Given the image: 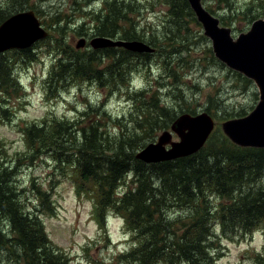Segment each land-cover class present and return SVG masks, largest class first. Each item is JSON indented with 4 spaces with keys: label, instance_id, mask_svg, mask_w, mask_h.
I'll return each mask as SVG.
<instances>
[{
    "label": "trees",
    "instance_id": "16d2710c",
    "mask_svg": "<svg viewBox=\"0 0 264 264\" xmlns=\"http://www.w3.org/2000/svg\"><path fill=\"white\" fill-rule=\"evenodd\" d=\"M31 1L8 0L5 10L0 6V25L23 11L40 14ZM162 1L167 22L160 32L151 29L147 36L133 30L132 16L143 10L138 0H104L101 12L92 15L88 23L94 36L124 41L151 38L149 44L164 60L159 62L164 81L158 82L157 91L151 84L144 91L132 92L131 80L139 71L134 63L139 61L136 54L118 48L81 53L67 43L64 29L72 28L69 18L53 20L49 28L53 60L44 87L47 98L51 96L48 93L84 81L110 85L114 94L125 89L133 110L119 119L111 117L104 104L88 103V110L75 120L46 118L39 124H26L21 131L30 160L46 153L58 168L76 171L71 177L76 192L91 200L101 229H106L109 213L124 220L131 249L121 254V264H219L223 237L245 238L264 231V186L258 188L264 177V149L238 146L215 133L194 155L156 164L137 159V154L178 118V112H171L159 93L171 77L164 71L183 52H190L196 43L191 25L200 26L188 0ZM233 2L223 3L231 9ZM58 25L63 26L62 34L53 28ZM161 40L176 44L164 46ZM144 56L147 65L153 55ZM18 67L17 58L0 55L3 116L13 95L23 90ZM175 78L178 80V75ZM187 113L196 115L191 110ZM21 166L16 163L9 170L0 162V257L7 254L6 260L21 264H71L69 255L50 240L42 220L41 215L55 213L51 195L43 194L33 179L38 204L32 208L25 202V190L16 187L15 176ZM256 260L264 264V253Z\"/></svg>",
    "mask_w": 264,
    "mask_h": 264
},
{
    "label": "rangeland",
    "instance_id": "374dc122",
    "mask_svg": "<svg viewBox=\"0 0 264 264\" xmlns=\"http://www.w3.org/2000/svg\"><path fill=\"white\" fill-rule=\"evenodd\" d=\"M138 1L143 10L140 15L132 16L135 21L133 30L145 36L151 29L160 32L168 16L163 1ZM233 1L231 9L223 3L224 0H201V4L212 17L222 23L221 27L229 29L233 38L237 39L241 34L251 30L252 19L259 16L264 18V0ZM7 2L8 0H0L1 10H5ZM103 2L104 0H33L31 4L41 11L37 16L46 30H50L53 20L68 17L72 28L64 29V34L67 36V43L77 49L76 45L82 38L92 40L97 37L88 30V23L91 22L92 15L101 12ZM56 12L59 14L53 15ZM196 19L200 26L191 25L196 43L192 44L190 52H183L181 57L175 58L172 62V67L165 69L164 75L170 73L171 77L167 79L166 86L159 93L162 94L168 109L171 112H178V117L189 114L187 113L189 110L195 114L209 110L216 119L215 136H223L220 139L234 143L224 126L230 121L251 115L261 104V91L254 80L233 70L216 56L213 40L206 35L203 24L197 17ZM85 23L86 26L82 28ZM136 25L138 28H135ZM62 27L53 26L61 34ZM162 32L159 33L161 38L165 34ZM49 39L37 42L27 50L15 49L3 53L18 59L17 74L23 84V90L17 96L13 95L6 116L0 113V162L9 170L10 166L16 163L22 164L15 176L16 187L25 190L24 199L30 207H37L38 204L32 186L33 179L43 194L47 192L51 195L52 201L55 202V213L41 215L42 220L50 240L69 255L71 264H121V254L131 249L129 235L124 225L115 214L109 213L107 232L102 231L94 219L93 203L87 197L78 196L76 192L74 180L71 178L76 171L73 168L65 170L58 168L46 153L34 158L33 161L30 160L21 129L25 128L26 124H39L51 117L75 120L88 110L85 109L88 103L94 106L102 103L111 117L121 119L132 113V102L127 99L125 89L114 94L110 85L103 87L97 83L90 84L84 81H78L74 85L70 83L61 91L48 93V96H51L47 98L44 87L53 60L49 44L54 41ZM150 41L151 38H146L143 42L151 46ZM161 42L164 46L176 44L174 40ZM89 50L92 51L86 46L80 49V52L88 53ZM136 56L139 61L134 63L138 65L139 71L131 81L132 92L144 91L151 84L157 91L160 87L158 82L164 81L161 78L163 67L159 63L164 62L163 58L154 54L150 56L151 59L146 65L144 55ZM150 65L154 66L149 68ZM176 75L178 80L175 78ZM139 101V107H142L143 102ZM111 128L114 129L113 124ZM165 131L159 132L148 145L157 143ZM173 141L178 142L180 139L175 135ZM65 171H69V176L63 174ZM263 186L264 177L258 182V188ZM214 228L216 233L220 234L217 224ZM221 252L219 264H257V255L264 253V231L258 230L246 238L233 236L229 240L223 237ZM7 257L9 255L1 253L0 264H21L18 261L6 260Z\"/></svg>",
    "mask_w": 264,
    "mask_h": 264
},
{
    "label": "water",
    "instance_id": "95a60500",
    "mask_svg": "<svg viewBox=\"0 0 264 264\" xmlns=\"http://www.w3.org/2000/svg\"><path fill=\"white\" fill-rule=\"evenodd\" d=\"M206 35L213 40L216 56L230 68L254 80L261 91V104L248 117L228 122L224 126L235 144L242 147L264 148V20L254 23L247 34L235 42L229 29L220 28V21L212 17L202 6L201 0H188ZM49 33L41 27L35 11H25L11 16L0 25V54L9 50H27L46 39ZM91 48H123L133 53H154L150 45L142 41H124L107 37H95ZM87 45L82 38L78 50ZM215 129L214 120L206 112L196 116L183 114L177 118L171 131H165L157 143H152L137 154V159L147 163L173 161L198 153ZM175 133L180 141H173ZM167 146H170L168 149Z\"/></svg>",
    "mask_w": 264,
    "mask_h": 264
}]
</instances>
